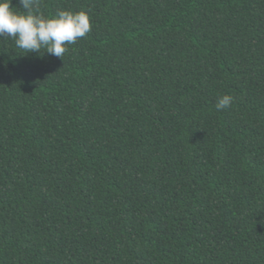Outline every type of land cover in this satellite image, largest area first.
I'll return each mask as SVG.
<instances>
[{
  "label": "trees",
  "instance_id": "16d2710c",
  "mask_svg": "<svg viewBox=\"0 0 264 264\" xmlns=\"http://www.w3.org/2000/svg\"><path fill=\"white\" fill-rule=\"evenodd\" d=\"M60 9L62 58L0 39V264H264V0Z\"/></svg>",
  "mask_w": 264,
  "mask_h": 264
},
{
  "label": "clouds",
  "instance_id": "9594fccd",
  "mask_svg": "<svg viewBox=\"0 0 264 264\" xmlns=\"http://www.w3.org/2000/svg\"><path fill=\"white\" fill-rule=\"evenodd\" d=\"M22 11L12 5V0H0V39L7 37L24 54L34 52L62 58L66 45L75 44L91 31L86 11L60 9L48 16L41 10L42 0H18ZM234 97H218L215 108L221 111L230 107Z\"/></svg>",
  "mask_w": 264,
  "mask_h": 264
}]
</instances>
